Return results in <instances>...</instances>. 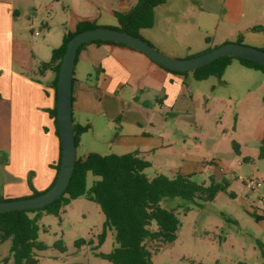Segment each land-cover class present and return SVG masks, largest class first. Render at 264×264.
Wrapping results in <instances>:
<instances>
[{
	"label": "rangeland",
	"instance_id": "1",
	"mask_svg": "<svg viewBox=\"0 0 264 264\" xmlns=\"http://www.w3.org/2000/svg\"><path fill=\"white\" fill-rule=\"evenodd\" d=\"M22 1L15 18L14 35L20 45V60L28 64L23 74L40 83L50 74L40 79L33 69L34 59L49 61L51 49L60 46L65 31H74L77 20L96 19L99 27L118 28L114 13L122 14V7L129 1L137 3V0H36L31 6L32 1ZM200 1L167 0L155 6L153 26L140 31V36L149 43L162 45L167 54L150 43L174 59L192 58L220 46L218 37L206 42L209 35L196 29ZM238 41L232 42L264 51V32L244 34ZM109 55L110 48L103 44L87 43L81 47L74 67L75 90L94 86L97 65L113 69L106 59ZM143 81L139 92L132 89V83L122 82L121 95L128 101L127 107L137 104L150 113V124L142 123L140 128L121 122L122 113L118 121L108 120L96 94L92 90L82 94V111L74 107L73 118L91 128L82 135L76 157L120 156L139 150L150 163L143 171L148 179L158 174L172 178L174 172H184L188 162L194 161L201 166L191 171L195 183L207 186L210 177L216 183H228L227 192L218 193L207 203L178 197L162 199L160 206L174 212L180 228L176 240L162 247L151 264H264V209L259 202L264 197V158L259 157L264 134V74L244 68L237 60H232L220 78L197 81L188 73L185 84L193 96L190 109L183 114L163 111L157 102L158 89L152 87L150 78ZM141 131L149 135L146 142L151 145L124 146L125 137L140 136ZM160 137L162 148L156 147ZM122 138L124 143L120 142ZM232 142L238 144L239 156L233 152ZM244 158L248 161H243ZM5 159L7 155L0 154V187L1 164ZM239 178L261 182L259 191L246 189ZM97 180L98 177L87 174V188ZM254 215L261 220H256ZM103 223L100 208L83 198L71 201L59 217L42 215L37 224L38 241L46 249L36 253L37 264H110L96 254H108L115 247L111 231H107L101 246L93 250ZM79 240H84L85 245L77 248L75 242ZM57 241H61L63 252L54 247ZM147 246L154 251L159 245L148 243ZM9 248L10 240L0 244V264H11Z\"/></svg>",
	"mask_w": 264,
	"mask_h": 264
},
{
	"label": "crops",
	"instance_id": "2",
	"mask_svg": "<svg viewBox=\"0 0 264 264\" xmlns=\"http://www.w3.org/2000/svg\"><path fill=\"white\" fill-rule=\"evenodd\" d=\"M30 1L33 6L36 0ZM22 3H24L22 0H0V154L7 155V159L1 164L3 177L0 199L3 200L30 197L31 188L37 192L46 191L55 179V166L59 155V139L55 135L53 119L49 114V111L55 107V95L50 86L53 74L47 72L43 77L38 75L40 79H45L46 74H50L44 83L23 74L28 64L20 60V45L17 44L14 35L15 18ZM199 4V15L196 17L195 25L199 32L209 35L206 42L218 37L220 45L235 43L232 41L242 39L244 34L264 32L253 30L256 27L264 28V0H201ZM134 5L135 1H129L122 7L123 13L128 12ZM82 20L96 22V19ZM43 27L47 28V25ZM66 32L68 31L64 33ZM150 43L153 44L151 41ZM103 45L110 48V55L106 59L112 63L113 69L109 66L97 65L96 81L92 88L81 86L75 90L72 85V118L74 107L79 112L82 111L80 105L82 94L92 90L101 104L103 115L108 120L118 121L122 113L121 122L124 121L125 124L138 128L142 127V123L149 125L150 113L145 110L146 108L144 106L139 108L137 104L134 105L136 107H127L128 101L121 96L124 92L122 82L132 83L134 87L132 89L139 92L145 83L143 81L145 78H150L152 87L158 89L157 102L163 111L181 114L188 112L193 95L192 91L186 88V75L166 72L135 50ZM153 45L162 53H168L162 45L160 47ZM53 49L55 48H52L51 52ZM185 49L190 50L188 46H185ZM96 50L100 49L97 47ZM90 60L96 63L95 59ZM34 61V70L39 62H45L36 59ZM73 120L80 125L74 118ZM145 133L141 131L140 136L125 137L124 146L148 147L151 144L146 140L150 139ZM82 135L79 137L77 148L82 143ZM159 139L160 142L156 147L162 148V138ZM120 142L124 143L123 138ZM137 153L144 160L143 153L139 150ZM243 161L248 159L244 158ZM200 167L194 161H189L184 172H174L173 175H194L191 173L193 168L200 169Z\"/></svg>",
	"mask_w": 264,
	"mask_h": 264
},
{
	"label": "trees",
	"instance_id": "3",
	"mask_svg": "<svg viewBox=\"0 0 264 264\" xmlns=\"http://www.w3.org/2000/svg\"><path fill=\"white\" fill-rule=\"evenodd\" d=\"M166 1L137 0L136 5L128 12L123 14L114 13L119 27L112 29L126 31L128 34L152 46L140 36V31L150 29L153 26V8ZM97 27L99 26H97L95 21H77L74 31L64 33L60 46L52 50L49 61L37 64L35 72L40 77H43L47 72L53 74L50 86L54 91V95L57 74L67 42L75 34ZM253 30L264 31V28L256 27ZM89 43L108 44L133 50L124 45L111 42L95 41ZM82 46L77 50L76 57ZM232 60H237L246 69L264 74V66L245 59L230 57L218 59L190 74L197 81H203L213 76L220 78ZM149 62L155 64L150 60ZM160 68L169 73L188 74L172 72L163 67ZM262 102L264 105V97ZM49 114L53 119L55 135L58 138L55 107L49 111ZM72 123L75 146L77 148L79 137L88 132L90 126L78 125L74 122L73 118ZM232 149L235 155L239 156L237 143L232 142ZM259 157L264 158V134L259 145ZM59 164L60 144L58 160L55 166L56 176L53 183L57 177ZM149 167L150 163L140 158L137 152L120 156L109 155L101 157L89 154L85 158L76 157L69 185L58 200L42 209L0 214V244L10 240L9 254L11 264H37L36 253L46 249V246L38 241L39 228L37 224L40 218L44 214L59 217L61 210L71 201L78 198H83L88 202L96 204L104 216L102 230L93 250L99 248L104 242L107 231L113 233L115 247L108 254H96L97 257L110 264H151L153 256L156 253L158 254V251L162 247L170 245L176 240L180 228L179 221L174 212L163 209L160 206L163 198L178 197L188 202L198 199L202 203H207L213 201L218 193L227 192L228 183L226 181H223L221 184L216 183L212 177H210V183L207 186L192 181L193 175L183 176L176 174L172 178H168L158 174L152 179H148L143 175V171ZM87 174L98 177V180L90 188L86 186ZM31 190L32 195L30 197L42 193L32 188ZM1 201L5 200L1 199ZM254 218L261 220L260 217L255 215ZM91 243L90 241L89 244ZM148 243H156L159 246L152 251L147 246ZM61 244V241H57L54 247L63 252L64 248ZM83 245H85L84 240L75 242L77 248ZM4 262L7 263V259H4Z\"/></svg>",
	"mask_w": 264,
	"mask_h": 264
},
{
	"label": "water",
	"instance_id": "4",
	"mask_svg": "<svg viewBox=\"0 0 264 264\" xmlns=\"http://www.w3.org/2000/svg\"><path fill=\"white\" fill-rule=\"evenodd\" d=\"M95 41L111 42L129 47L143 54L156 65L172 72L191 73L225 57L241 58L264 66V51L238 43H225L207 53L192 58L174 59L160 53L154 47L128 34L126 31L97 27L75 34L66 44L55 88V118L60 144V164L56 180L51 187L40 195L0 201V214L42 209L58 200L66 191L76 159L75 135L72 123V85L75 58L80 46Z\"/></svg>",
	"mask_w": 264,
	"mask_h": 264
},
{
	"label": "built area",
	"instance_id": "5",
	"mask_svg": "<svg viewBox=\"0 0 264 264\" xmlns=\"http://www.w3.org/2000/svg\"><path fill=\"white\" fill-rule=\"evenodd\" d=\"M239 179L242 181V183L244 184L246 189H248L252 192L259 191V189L261 187V182L255 180V179H242V178H239ZM259 202L264 209V197H260Z\"/></svg>",
	"mask_w": 264,
	"mask_h": 264
}]
</instances>
